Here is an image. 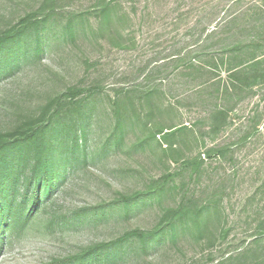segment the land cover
Listing matches in <instances>:
<instances>
[{
    "label": "rangeland",
    "instance_id": "obj_1",
    "mask_svg": "<svg viewBox=\"0 0 264 264\" xmlns=\"http://www.w3.org/2000/svg\"><path fill=\"white\" fill-rule=\"evenodd\" d=\"M114 1L53 0L44 8L45 0H0V33L29 13L39 20L51 14L49 25L26 36L17 56L0 54V133L50 121L68 158L76 137L87 148L84 154L80 147L68 174L54 180L30 222L5 232L0 264H51L134 230L151 233L167 226L170 210L188 197L195 198L190 215L212 208L201 216L203 231L196 216H187L191 233L177 242L133 238L101 264H220L233 257L232 264H264V193L258 191L264 187V90L246 97L233 125L213 137L207 115L217 102L207 73L184 60L172 63L187 46L202 44L206 26L217 29L208 13L219 0H119L114 25L101 32L98 10ZM218 33L202 51L220 59ZM194 57V64H210ZM71 88L84 93L62 99ZM256 115L260 132L249 130L244 141ZM183 125L193 126L196 136L164 137ZM225 144L231 154L204 158ZM55 153L61 157L58 147ZM199 153L205 162L193 174L184 161ZM57 170H64L60 159ZM168 174L176 179L171 192L150 201L152 186Z\"/></svg>",
    "mask_w": 264,
    "mask_h": 264
},
{
    "label": "trees",
    "instance_id": "obj_2",
    "mask_svg": "<svg viewBox=\"0 0 264 264\" xmlns=\"http://www.w3.org/2000/svg\"><path fill=\"white\" fill-rule=\"evenodd\" d=\"M53 0H45L46 8ZM249 0H219L215 10L208 13V18L213 17L214 23L218 22L216 30H211L208 25L202 32L201 45L196 49L189 45L184 50L185 55L178 54V58L173 59L172 63L187 62L189 69L193 71L201 70L207 73L209 82L212 83V98L217 102L207 115L211 121L209 126V135L218 137L225 134L235 122L237 109L249 95L264 90V0L249 5ZM102 8L98 10L100 31L103 32L108 27L114 25L115 7L120 5L119 0L109 3H102ZM51 14L43 20H39L36 13H29L21 18L17 24L0 33V54L9 52L10 57L17 56L16 52L20 44L26 39V36L32 31H38L41 27L49 25ZM209 21V20H208ZM72 23L68 26L69 34L72 38L75 34L72 30ZM220 41L218 53L220 59L210 56L202 51L203 42L207 43L214 39L219 33ZM36 51L42 53L44 48L39 39H37ZM194 54L208 58V67L200 62L193 63ZM97 89V88H94ZM83 90L71 88L63 94L62 99H76L82 96ZM120 99L115 103L119 106ZM165 115V114H164ZM162 118L163 115L159 114ZM261 116H254L248 121L244 141L248 138L249 130L260 132L262 120ZM51 122L49 123H30L20 127L11 133H0V255L3 250L2 236L6 231L18 226L27 225L39 209L43 195L48 196L52 189L54 180L67 175V166L72 165L76 158L74 155L79 153V148H83L86 154L85 144L80 145L79 137L75 138L74 148L71 151L72 158H68L64 152L66 142L60 140L56 142L51 135ZM167 133L164 137L179 139L184 134L196 136L197 131L191 125H183L180 128ZM85 138V133L83 134ZM61 151L59 158L55 149ZM232 153L231 145H219L205 154L204 158L222 159ZM204 158L201 153L196 158L184 161V166L193 169V174L200 173L203 169ZM63 163L64 170L61 175L58 170V160ZM176 182L175 174H168L161 177L156 182L148 194V199L161 200V198L171 192L169 187ZM23 183L24 196L17 206H14L13 197L20 194V185ZM258 191L264 193V187ZM257 191V192H258ZM256 192V194H257ZM259 193V192H258ZM195 198L188 197L187 200H181L178 207L170 210V220L167 226L160 225L151 233L141 230H134L126 233L116 240L96 244L85 249L82 253L66 259L56 260L51 264H101L109 259L110 256L119 254L120 249L126 242L133 238H139L145 242L146 238H152L153 241L165 238L164 240L177 242L181 237L191 233V228L187 226V216H196L195 224L198 229L203 231L205 216L211 212L210 205L203 206L195 214L190 215V207L194 205ZM129 204V200H127ZM218 212V207L213 208ZM206 224V228H207ZM264 233V220L259 228ZM234 257L221 262L220 264H232Z\"/></svg>",
    "mask_w": 264,
    "mask_h": 264
}]
</instances>
